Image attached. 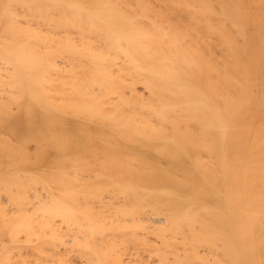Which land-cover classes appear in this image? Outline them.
Listing matches in <instances>:
<instances>
[{"label": "bare ground", "instance_id": "obj_1", "mask_svg": "<svg viewBox=\"0 0 264 264\" xmlns=\"http://www.w3.org/2000/svg\"><path fill=\"white\" fill-rule=\"evenodd\" d=\"M0 264H264V0H0Z\"/></svg>", "mask_w": 264, "mask_h": 264}, {"label": "rangeland", "instance_id": "obj_2", "mask_svg": "<svg viewBox=\"0 0 264 264\" xmlns=\"http://www.w3.org/2000/svg\"><path fill=\"white\" fill-rule=\"evenodd\" d=\"M153 1H155V0H153ZM158 1H159V0H158ZM161 2H162V1H161ZM156 3H157V2H156ZM158 3H159V2H158ZM158 3H157V4H158ZM159 4H161V3H159ZM154 5H156V4H154Z\"/></svg>", "mask_w": 264, "mask_h": 264}]
</instances>
